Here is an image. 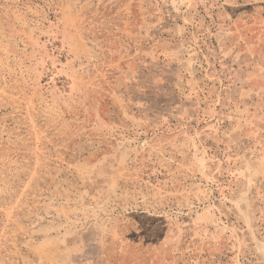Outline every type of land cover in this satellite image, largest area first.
Returning <instances> with one entry per match:
<instances>
[{"label":"rangeland","instance_id":"374dc122","mask_svg":"<svg viewBox=\"0 0 264 264\" xmlns=\"http://www.w3.org/2000/svg\"><path fill=\"white\" fill-rule=\"evenodd\" d=\"M0 264H264V0H0Z\"/></svg>","mask_w":264,"mask_h":264}]
</instances>
